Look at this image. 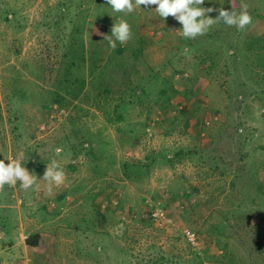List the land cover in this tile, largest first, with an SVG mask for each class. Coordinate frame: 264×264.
<instances>
[{"label": "rangeland", "instance_id": "obj_1", "mask_svg": "<svg viewBox=\"0 0 264 264\" xmlns=\"http://www.w3.org/2000/svg\"><path fill=\"white\" fill-rule=\"evenodd\" d=\"M241 3L185 39L156 5L0 0V160L38 179L0 192V264H264V0L202 7Z\"/></svg>", "mask_w": 264, "mask_h": 264}, {"label": "clouds", "instance_id": "obj_2", "mask_svg": "<svg viewBox=\"0 0 264 264\" xmlns=\"http://www.w3.org/2000/svg\"><path fill=\"white\" fill-rule=\"evenodd\" d=\"M106 3L114 12L126 14L134 12L136 8H141V5L145 8L156 5L154 12L160 18L165 20L172 16L182 24V28L178 32L185 39H195L197 36L205 35L217 22H222L230 27L235 26L238 30H244L252 23V16L248 11L249 5L246 3L240 4L239 13L234 9L229 12L223 7L219 9L202 7L205 0H106ZM213 11L219 13L215 19L208 15ZM131 37V26L124 19L115 22L111 28V34L104 36L112 49L116 48L117 42L126 44ZM55 152L59 155L62 149L56 148ZM8 161L9 163L6 164L4 160H0V192L3 191L5 185L14 188L18 182L24 191L38 187L37 176L22 166L20 160L11 159ZM42 180L47 182L49 191L53 186L58 187L64 183L65 173L56 160H52L47 165Z\"/></svg>", "mask_w": 264, "mask_h": 264}, {"label": "trees", "instance_id": "obj_3", "mask_svg": "<svg viewBox=\"0 0 264 264\" xmlns=\"http://www.w3.org/2000/svg\"><path fill=\"white\" fill-rule=\"evenodd\" d=\"M96 28V27H95ZM102 30H106V28L103 26L102 27ZM103 38V34L100 33V34H96L94 33L93 35V39L95 40H99V39H102ZM39 235L38 234H35L34 236H29L27 239H26V243L28 246H31V247H36L39 245Z\"/></svg>", "mask_w": 264, "mask_h": 264}, {"label": "built area", "instance_id": "obj_4", "mask_svg": "<svg viewBox=\"0 0 264 264\" xmlns=\"http://www.w3.org/2000/svg\"><path fill=\"white\" fill-rule=\"evenodd\" d=\"M156 217L158 218H164V213L162 211H157V213L155 214ZM187 235L189 237V239L193 242L194 241V234L190 233L189 231L187 232Z\"/></svg>", "mask_w": 264, "mask_h": 264}]
</instances>
